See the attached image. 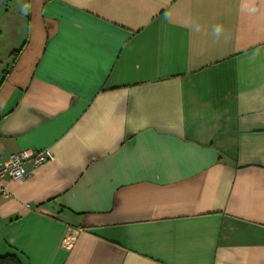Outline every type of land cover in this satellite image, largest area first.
Returning a JSON list of instances; mask_svg holds the SVG:
<instances>
[{"label":"crops","instance_id":"1","mask_svg":"<svg viewBox=\"0 0 264 264\" xmlns=\"http://www.w3.org/2000/svg\"><path fill=\"white\" fill-rule=\"evenodd\" d=\"M1 107L0 254L264 264V0H2Z\"/></svg>","mask_w":264,"mask_h":264},{"label":"built area","instance_id":"2","mask_svg":"<svg viewBox=\"0 0 264 264\" xmlns=\"http://www.w3.org/2000/svg\"><path fill=\"white\" fill-rule=\"evenodd\" d=\"M2 1V0H0ZM54 158L50 149L39 150L37 148H27L19 152L10 153L5 156L0 151V195H6V190L2 186V181L6 178L11 180H22L29 177L33 170ZM81 229H69L63 240V247L71 249L77 234Z\"/></svg>","mask_w":264,"mask_h":264},{"label":"trees","instance_id":"3","mask_svg":"<svg viewBox=\"0 0 264 264\" xmlns=\"http://www.w3.org/2000/svg\"><path fill=\"white\" fill-rule=\"evenodd\" d=\"M0 264H21V260L16 253L0 254Z\"/></svg>","mask_w":264,"mask_h":264},{"label":"rangeland","instance_id":"4","mask_svg":"<svg viewBox=\"0 0 264 264\" xmlns=\"http://www.w3.org/2000/svg\"><path fill=\"white\" fill-rule=\"evenodd\" d=\"M3 110H4V109L1 107V108H0V112H2Z\"/></svg>","mask_w":264,"mask_h":264}]
</instances>
